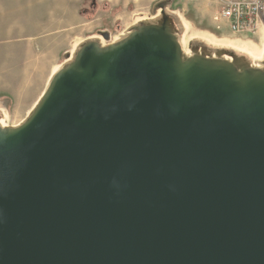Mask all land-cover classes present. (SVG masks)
Segmentation results:
<instances>
[{
    "label": "water",
    "instance_id": "95a60500",
    "mask_svg": "<svg viewBox=\"0 0 264 264\" xmlns=\"http://www.w3.org/2000/svg\"><path fill=\"white\" fill-rule=\"evenodd\" d=\"M169 5L0 109V264H264V56Z\"/></svg>",
    "mask_w": 264,
    "mask_h": 264
},
{
    "label": "rangeland",
    "instance_id": "374dc122",
    "mask_svg": "<svg viewBox=\"0 0 264 264\" xmlns=\"http://www.w3.org/2000/svg\"><path fill=\"white\" fill-rule=\"evenodd\" d=\"M161 1L0 0V109L4 123L16 125L26 117L45 89L52 68L61 65L65 54L81 41L102 31L110 34V41L117 39L137 21L155 17ZM169 1V10L182 18L187 37L222 44L249 42L258 51L264 45V24L251 38L233 34L230 22L221 16L222 0Z\"/></svg>",
    "mask_w": 264,
    "mask_h": 264
},
{
    "label": "built area",
    "instance_id": "2783aa9c",
    "mask_svg": "<svg viewBox=\"0 0 264 264\" xmlns=\"http://www.w3.org/2000/svg\"><path fill=\"white\" fill-rule=\"evenodd\" d=\"M221 16L230 22L235 35L255 36L264 24V0H222Z\"/></svg>",
    "mask_w": 264,
    "mask_h": 264
},
{
    "label": "bare ground",
    "instance_id": "6f19581e",
    "mask_svg": "<svg viewBox=\"0 0 264 264\" xmlns=\"http://www.w3.org/2000/svg\"><path fill=\"white\" fill-rule=\"evenodd\" d=\"M186 33H188V30H185V34H184V37H183V46H184V48L186 50H188L187 49L188 48L187 44H188L189 40L196 38V36L192 35V36L187 37ZM199 38L204 39V40L210 42L213 45L228 46V47L237 49V50H239L241 52L247 53L248 55H250L252 57L253 60H256V61L262 60L263 56H264V45H263L262 49L260 51H258V49L255 47V45L252 44V43H249V42L222 44V43H217L215 40H214L215 41L214 42V41H212L210 39H207V38H202V37H199ZM57 68H58V66L53 71H55Z\"/></svg>",
    "mask_w": 264,
    "mask_h": 264
},
{
    "label": "crops",
    "instance_id": "0c3cea01",
    "mask_svg": "<svg viewBox=\"0 0 264 264\" xmlns=\"http://www.w3.org/2000/svg\"><path fill=\"white\" fill-rule=\"evenodd\" d=\"M180 9V8H179ZM179 9H177V10H179ZM181 10H182V8H181ZM184 10V9H183ZM56 67L54 66L53 68H52V71L55 69ZM52 73V72H51Z\"/></svg>",
    "mask_w": 264,
    "mask_h": 264
}]
</instances>
